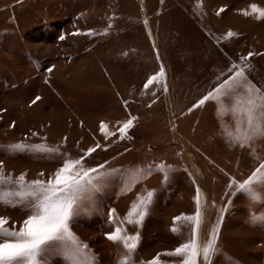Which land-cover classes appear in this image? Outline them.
Segmentation results:
<instances>
[{
    "label": "rangeland",
    "instance_id": "1",
    "mask_svg": "<svg viewBox=\"0 0 264 264\" xmlns=\"http://www.w3.org/2000/svg\"><path fill=\"white\" fill-rule=\"evenodd\" d=\"M252 5L264 9V0H0L4 174L47 180L66 158L84 157L85 168L104 165L100 171L111 175L69 220L96 264H118L124 254L106 236L116 226L111 209L128 235L140 234L133 260L147 264L190 238L183 216L195 214L197 198L203 212L199 240L219 231L213 264H264V223L252 220L264 215V187L254 186L260 197L254 202L232 183L264 162V139L251 147L230 143L235 97L195 107L240 68L264 92V18ZM229 31L234 35L228 37ZM153 76L157 80L145 89ZM133 117L121 139L118 128ZM101 122L116 135L106 139ZM16 143L58 151L6 150ZM157 165L165 166L166 181ZM137 168L142 172L132 175ZM152 190L142 225L124 221L133 202ZM29 214L14 197L0 201L9 228L18 230ZM180 259L160 257L161 264ZM46 260L67 264L58 248Z\"/></svg>",
    "mask_w": 264,
    "mask_h": 264
},
{
    "label": "snow or ice",
    "instance_id": "2",
    "mask_svg": "<svg viewBox=\"0 0 264 264\" xmlns=\"http://www.w3.org/2000/svg\"><path fill=\"white\" fill-rule=\"evenodd\" d=\"M251 8L253 12L258 13V19L264 18V9H260L256 5H252ZM220 11L222 12L224 9H220ZM249 14L247 11L244 12L246 16ZM227 35L231 37L234 33L229 31ZM60 39H64V37L61 36ZM252 55L249 53V57ZM235 67L233 65V68ZM164 75V70L161 68L158 76L163 77ZM155 80H157V76L151 77L144 85L145 89ZM221 96L235 97L231 112L236 119V126L235 133H227L230 143L240 147H251L255 141L264 139V92L247 80L244 68L235 71L228 79L209 91L195 107L202 106L207 101H219ZM36 99L39 100L40 97ZM134 119V117L128 119L118 128L121 139L133 126ZM107 128V124L101 122L100 130L106 139L111 135H116L114 132H108ZM98 147H100L99 144L89 148L85 155L95 152ZM6 150L10 152L58 151L43 144L26 145L23 143L8 145ZM83 161L84 157L66 158L47 180L32 181H27L25 174H21L15 179L11 175H5L3 162L0 161V201L14 197L30 212L18 230L15 225L11 228L7 226L8 218L0 217V264H47L46 254L57 248L65 257L67 264H96L95 255L88 251L89 246L81 242L70 230L69 220L76 208L88 199L90 193L98 188L103 178L111 173L107 170L100 171L105 167L104 165H100L98 168H85ZM157 169L164 173L163 180L166 181L169 177L165 166L157 165ZM141 172L142 169L139 168L131 170V174L136 176ZM150 173L151 166H149ZM40 175L44 176V173H40ZM232 183L238 190L247 193L254 202L259 200L260 197L254 186L259 184L264 187V162H261L243 182L233 180ZM153 197L154 190L148 191L144 196H139L125 215L124 221L132 225H142L148 214L149 206L153 202ZM109 215L110 220L116 226L113 231L106 234L107 239L121 245L124 249V254L118 264H135L133 254L140 242V234L128 235L126 228L123 227V221L117 223L120 218L115 209H111ZM133 216L136 218L132 219ZM183 219L191 225L190 238L172 251L158 253L147 264H161V255L180 257L179 264H201V258L202 264H213V258L220 254L219 231L214 228L206 241L199 240L203 212L198 198L195 214L183 216ZM220 219L222 221L223 217L221 216ZM179 220L181 217L174 218V222ZM252 220L264 223V215L253 216ZM171 231L178 234L180 229L174 226Z\"/></svg>",
    "mask_w": 264,
    "mask_h": 264
}]
</instances>
